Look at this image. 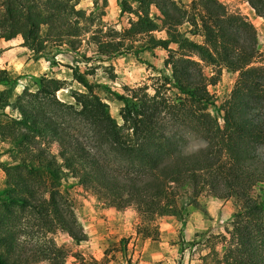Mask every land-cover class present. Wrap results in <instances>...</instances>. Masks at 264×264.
Masks as SVG:
<instances>
[{
	"label": "trees",
	"instance_id": "trees-1",
	"mask_svg": "<svg viewBox=\"0 0 264 264\" xmlns=\"http://www.w3.org/2000/svg\"><path fill=\"white\" fill-rule=\"evenodd\" d=\"M76 1L0 0V40L21 38L36 60L67 47L84 89L67 102L58 98L67 81L44 76L36 90L14 96L20 78L0 68V138L13 150L12 161L0 163V264H67L55 236L86 241L70 179L118 211L135 209L137 237L152 243L161 240L158 220L184 223L202 197L233 199L240 210L226 235L209 237L195 264H264V49L256 27L217 0H117L134 19L104 30L95 12L107 0H92L91 13ZM247 1L264 20V0ZM84 42L92 57L81 55ZM157 49L168 53L171 77L123 94L90 82L94 70L78 66ZM210 66L238 76L223 111L209 92L218 81L206 75ZM98 88L122 104V125ZM190 137L203 145L188 151Z\"/></svg>",
	"mask_w": 264,
	"mask_h": 264
},
{
	"label": "rangeland",
	"instance_id": "rangeland-1",
	"mask_svg": "<svg viewBox=\"0 0 264 264\" xmlns=\"http://www.w3.org/2000/svg\"><path fill=\"white\" fill-rule=\"evenodd\" d=\"M179 1L184 5H190L193 0ZM217 1L226 5L230 11L240 13L249 19L257 29L260 43L264 49V20L255 14L248 1ZM76 3L78 9L88 13L95 11L92 0H77ZM95 16L98 18L97 25L104 30L114 28L121 31L128 28L130 20L134 19L128 14H122L117 0H107V6L99 12H95ZM155 35L156 37L164 36L163 33ZM18 40L23 43L21 38L15 41ZM196 40L200 41L198 38ZM67 50L68 48L64 47L61 54L36 60L32 52V56L29 57V50L25 51L18 47L10 54L6 65L2 63V67L0 66V68L6 69L12 78H20L18 84L13 88V95H20L26 88L36 90L38 80L47 76L66 80L68 89L58 93V98L67 102L72 101L70 99L72 92H81L84 89L73 79L70 69L76 65L77 60L74 61L76 55L69 54ZM93 51L94 48L84 42L81 55L92 57ZM4 52L0 48V57ZM80 57L78 56L77 59L80 60ZM167 58L166 51L157 49L140 54L139 57L128 54L109 62L102 60L96 62L97 57L95 56L94 60L88 64L81 63L78 66L82 72L94 70L95 74L89 77L90 82L108 85L113 91L123 94L126 89L152 87L157 78L163 75L171 77V70L165 66ZM18 59L23 60L18 64ZM25 63L37 69L38 74L18 76L17 69ZM11 64L10 69L6 68ZM50 69L52 70L49 71ZM204 70L209 78L218 76L217 84L210 85L209 92L216 98L217 104L223 111L230 102L238 76L224 68L214 66L206 67ZM43 71H46V75L43 74ZM4 89L0 86V91ZM96 93L110 106L111 115L122 125L123 122L119 114L122 104L100 88L96 89ZM184 145L188 151H193L201 147L203 143L198 138L190 137ZM12 154L11 147L2 142L0 138V163L11 162ZM4 181L5 174L0 168V187L4 186ZM72 183L73 180L70 179L66 185L69 186L68 191L75 203L78 221L84 229L86 241L77 244L65 233H58L55 236L57 244L63 247L67 253V264H195L200 252L207 253L204 250L205 241L211 236L226 235L230 221L240 210L239 205L233 199L222 201L202 197L201 208H192L190 216L184 223L176 218L158 220L161 240L159 243H152L137 237L136 228L140 224V218L135 209L118 211L97 196L87 193L77 186H71ZM110 209L113 210V214H108ZM131 213L133 214L131 215ZM122 240H125V244H120ZM211 244L217 245L218 251H223L221 240H212Z\"/></svg>",
	"mask_w": 264,
	"mask_h": 264
},
{
	"label": "crops",
	"instance_id": "crops-1",
	"mask_svg": "<svg viewBox=\"0 0 264 264\" xmlns=\"http://www.w3.org/2000/svg\"><path fill=\"white\" fill-rule=\"evenodd\" d=\"M16 42H17V45H16ZM22 45V41L21 40H18V41H10V42H6V41H0V48L5 51L3 53V56L0 57V66L2 67V63L6 65L7 63V60H8V57L10 56V54H12L18 47L19 49H23L25 51H28L27 49H24L21 47ZM28 53L30 54V56H32V53L30 51H28ZM28 57V58H29ZM71 59L73 60V58L71 57ZM23 59H18V64L20 62H22ZM24 62V61H23ZM16 65V63H15ZM12 66L9 65V67L6 66V68H9ZM52 69H50L49 71H51ZM48 71V72H49ZM18 72V76H29V75H37L38 73V70L37 69H34L33 67L29 66V64H23L19 69H17ZM46 71H43V74L46 75L45 73ZM52 74V73H51ZM108 214H113V210L110 209V211L108 212ZM133 213H131L132 215Z\"/></svg>",
	"mask_w": 264,
	"mask_h": 264
}]
</instances>
